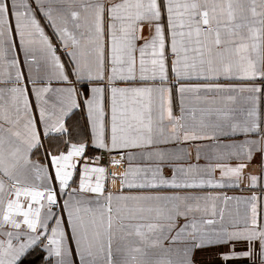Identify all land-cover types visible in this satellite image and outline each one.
<instances>
[{
	"label": "snow or ice",
	"instance_id": "6c2138e0",
	"mask_svg": "<svg viewBox=\"0 0 264 264\" xmlns=\"http://www.w3.org/2000/svg\"><path fill=\"white\" fill-rule=\"evenodd\" d=\"M0 264H264V0H0Z\"/></svg>",
	"mask_w": 264,
	"mask_h": 264
},
{
	"label": "built area",
	"instance_id": "2783aa9c",
	"mask_svg": "<svg viewBox=\"0 0 264 264\" xmlns=\"http://www.w3.org/2000/svg\"><path fill=\"white\" fill-rule=\"evenodd\" d=\"M106 166H108L110 168L111 171H116L115 169L116 168H112L109 161L106 159ZM117 168H120V167H117Z\"/></svg>",
	"mask_w": 264,
	"mask_h": 264
},
{
	"label": "crops",
	"instance_id": "0c3cea01",
	"mask_svg": "<svg viewBox=\"0 0 264 264\" xmlns=\"http://www.w3.org/2000/svg\"><path fill=\"white\" fill-rule=\"evenodd\" d=\"M103 163L106 165V160H104ZM115 170L117 172H119V171H122L123 169H122V167H120V168H116ZM229 194H232V193H229Z\"/></svg>",
	"mask_w": 264,
	"mask_h": 264
}]
</instances>
